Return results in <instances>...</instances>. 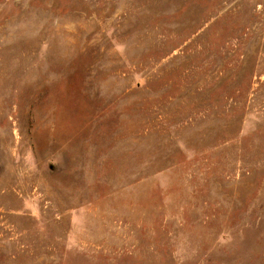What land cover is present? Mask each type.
I'll use <instances>...</instances> for the list:
<instances>
[{
    "label": "rangeland",
    "instance_id": "1",
    "mask_svg": "<svg viewBox=\"0 0 264 264\" xmlns=\"http://www.w3.org/2000/svg\"><path fill=\"white\" fill-rule=\"evenodd\" d=\"M0 264H264V0H0Z\"/></svg>",
    "mask_w": 264,
    "mask_h": 264
}]
</instances>
